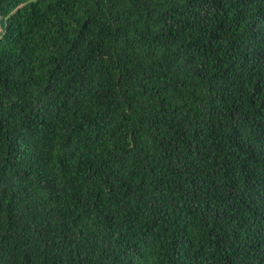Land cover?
<instances>
[{"label":"trees","instance_id":"trees-1","mask_svg":"<svg viewBox=\"0 0 264 264\" xmlns=\"http://www.w3.org/2000/svg\"><path fill=\"white\" fill-rule=\"evenodd\" d=\"M0 264H264V0H0Z\"/></svg>","mask_w":264,"mask_h":264}]
</instances>
